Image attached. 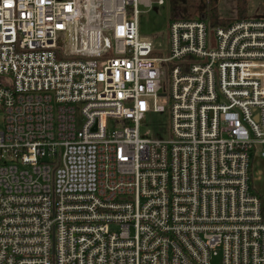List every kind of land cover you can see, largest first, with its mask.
<instances>
[{
  "label": "built area",
  "instance_id": "2783aa9c",
  "mask_svg": "<svg viewBox=\"0 0 264 264\" xmlns=\"http://www.w3.org/2000/svg\"><path fill=\"white\" fill-rule=\"evenodd\" d=\"M164 3L0 0V264H264V11Z\"/></svg>",
  "mask_w": 264,
  "mask_h": 264
},
{
  "label": "rangeland",
  "instance_id": "374dc122",
  "mask_svg": "<svg viewBox=\"0 0 264 264\" xmlns=\"http://www.w3.org/2000/svg\"><path fill=\"white\" fill-rule=\"evenodd\" d=\"M204 1V0H200ZM247 1V11L245 16H254L259 11H264V0H246ZM183 0H165L164 4H154L151 9L144 7L143 5L139 6V23L140 31L143 35L155 37V43L157 47L164 41L166 42L168 25L170 21L171 13L173 14V9L176 6V10L181 9ZM205 2V1H204ZM218 12L220 15H223L226 19V23L231 22L232 19L239 17L238 14V0H218ZM198 4L202 5V2ZM197 4V5H198ZM226 7V11H224ZM201 6L198 7L200 9ZM202 10V9H201ZM201 10H191V13H183L187 17H196ZM182 16L181 14H177ZM180 18V17H178ZM241 18V17H240ZM166 107L168 106L167 102H161ZM2 127V115L0 113V128ZM167 129H169V116L168 113H151L148 114L147 123L141 125V134L145 137H166L169 133L166 134ZM261 177L259 173H261ZM251 174L255 180L252 179V184L254 186V192L256 194L264 196V160L256 159L253 162Z\"/></svg>",
  "mask_w": 264,
  "mask_h": 264
},
{
  "label": "trees",
  "instance_id": "16d2710c",
  "mask_svg": "<svg viewBox=\"0 0 264 264\" xmlns=\"http://www.w3.org/2000/svg\"><path fill=\"white\" fill-rule=\"evenodd\" d=\"M204 1L183 0L182 5H181V7H182L181 9L176 10L177 5L173 9L174 13L173 14L171 13L170 21L176 17H180L183 19L194 18V16L193 17L184 16L183 13H191V10H197L198 11V10L202 9L201 12L196 17H200V18H203L204 20H206L211 28H214L218 25L227 24L226 19L220 17V14L218 12V6H219L218 0H204ZM199 2H202V5L198 4ZM199 6H201L200 9H198ZM247 7H248V5H247L246 0H238L237 9H238L239 17H241V18L245 17ZM177 14H181L182 16H178ZM260 197H261V203H262V212H263V216H264V196L260 195Z\"/></svg>",
  "mask_w": 264,
  "mask_h": 264
},
{
  "label": "crops",
  "instance_id": "0c3cea01",
  "mask_svg": "<svg viewBox=\"0 0 264 264\" xmlns=\"http://www.w3.org/2000/svg\"><path fill=\"white\" fill-rule=\"evenodd\" d=\"M224 11H226V7H224V9H223ZM220 16H222V17H224L223 15H220Z\"/></svg>",
  "mask_w": 264,
  "mask_h": 264
}]
</instances>
